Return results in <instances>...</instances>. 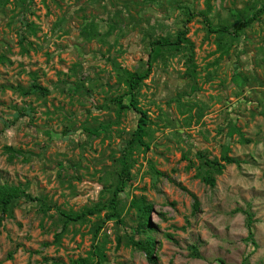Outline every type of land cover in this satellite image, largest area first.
<instances>
[{
  "label": "rangeland",
  "instance_id": "obj_1",
  "mask_svg": "<svg viewBox=\"0 0 264 264\" xmlns=\"http://www.w3.org/2000/svg\"><path fill=\"white\" fill-rule=\"evenodd\" d=\"M261 7L0 0V185L23 192L0 224V264L93 263L95 243L106 264H150L130 244L148 235L157 264H264V11L234 34ZM190 10L212 29L199 15L187 23ZM226 25L233 40L213 32ZM140 74L132 93L149 124L138 138L129 80ZM123 157L121 222L105 209L67 223L61 212L109 203ZM143 199L154 229L138 234Z\"/></svg>",
  "mask_w": 264,
  "mask_h": 264
},
{
  "label": "trees",
  "instance_id": "obj_2",
  "mask_svg": "<svg viewBox=\"0 0 264 264\" xmlns=\"http://www.w3.org/2000/svg\"><path fill=\"white\" fill-rule=\"evenodd\" d=\"M207 8L210 10V6L208 3H207ZM262 11H264V7L256 9V11L253 12L249 18H244L239 23V26H238V28H236V32L234 31L235 32L234 34L239 35L240 31L249 27L254 21H256L259 18V15L262 13ZM188 13H189V16L187 18V23H190L194 18L197 17V15H199L201 18H203V21L207 24V26L210 29H212V23L208 17V13L199 12L198 14H196L195 12H193L191 10ZM187 32H188V28H186L184 31L180 32L177 42L186 41L185 36L187 35ZM213 32L219 33L221 36L226 37V38L230 37L229 40H233V39H231L232 38L231 36L233 35V31L231 30V26H229V25L222 26L216 30H213ZM157 43L160 45H163V46L173 45L169 40H167V41L159 40V41H157ZM219 44H222V42H219ZM153 52H154V48L152 50V53ZM152 53L149 55V60L153 56ZM149 71H148V73H149ZM147 76H148V74H140L138 76H130V80H129V89L131 90L130 106L134 110H136L137 113L139 114V118L137 121V128H136V131L134 132V135L138 136V138H141L143 136L145 129L149 124V118H148V113L145 110H142L139 108L138 99L136 97V94L132 93V92L136 91L138 89L139 84L144 79H146ZM125 107L126 106L121 105V108H125ZM21 115H24V114L21 113ZM86 130L88 132H90L92 135H95V133H97V131H94V130L92 131V130H89L88 128H86ZM136 141H138V139L136 137H133V139L131 140V142H136ZM222 161L228 165L239 163V161L237 159L231 158L228 155H224L222 157ZM121 163H122V168H121L120 172L118 173L119 179L117 181L115 188L112 191V196H111L109 203L108 204L104 203V205L97 206L95 208L85 209L80 214L61 212L62 215L65 217V221L67 223L69 221L70 222L71 221H73V222L81 221L87 215L93 216L97 213H100L101 211H103L105 209H108V211H109L107 214L108 219H110V218L111 219H117V222H121V219H120V213L121 212H119V209H118L119 199H120L121 195L126 190V184L131 180V177H130L131 165L128 163V160H126L125 157H123V159L121 160ZM217 165L221 170H223L224 164H220L218 162ZM206 181L209 182V184H211L212 186H215L214 178L208 177L206 179ZM183 189L188 191L186 188H183ZM21 194H23V192H20V190H18L14 186L0 185V213H1L0 224L5 219L6 215L8 213H10L14 201L19 199L21 197ZM191 195L194 197V207H195V209H198V207H199L198 199L195 195H193V194H191ZM38 201L41 203H45V201L41 200V199H38ZM144 201H145V199H143L142 202L139 205H137V208L139 209L140 215L138 217L139 221H138V225H137L135 231L138 234H146L148 231H152L154 229V225L150 220V214L152 212L153 206L150 205L149 203L144 202ZM248 219L249 220L247 222V226H248L250 233L252 234V227H253L252 216H250ZM60 234L56 235V239L58 241L60 240ZM130 244L135 249L143 252L147 256V259H148L150 264H157V256L155 253V247H156L155 238L148 235L145 240H140V239L135 238V236H131L130 237ZM93 249L94 250L92 252V257L96 258V260H97L96 262L91 263L88 259H80L77 261H73L70 264H106L107 261H106V256H105V253L103 251V248H101L99 246V244L95 243V245H93ZM243 264H247V260H244Z\"/></svg>",
  "mask_w": 264,
  "mask_h": 264
}]
</instances>
